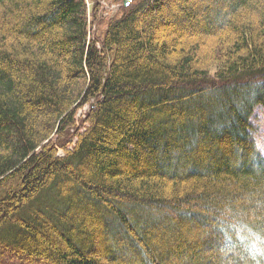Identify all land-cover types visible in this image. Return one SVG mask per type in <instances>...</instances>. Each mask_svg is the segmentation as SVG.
I'll list each match as a JSON object with an SVG mask.
<instances>
[{"label":"trees","instance_id":"trees-1","mask_svg":"<svg viewBox=\"0 0 264 264\" xmlns=\"http://www.w3.org/2000/svg\"><path fill=\"white\" fill-rule=\"evenodd\" d=\"M123 1L0 0V253L264 264V0Z\"/></svg>","mask_w":264,"mask_h":264},{"label":"rangeland","instance_id":"rangeland-1","mask_svg":"<svg viewBox=\"0 0 264 264\" xmlns=\"http://www.w3.org/2000/svg\"><path fill=\"white\" fill-rule=\"evenodd\" d=\"M127 1L129 2L130 0H127ZM102 3H103L102 15L104 17L107 16V15H115V14L119 13L121 4H119V3L118 4H116V3L115 4H107L104 1ZM89 5H90V3H89ZM181 11H179V9H177V11L174 10V12H176L177 14H181ZM164 12H166L165 8H164ZM164 12H163L164 21H167V20H172L173 21L172 17H170V16L166 17ZM88 18L91 21L90 15L88 16ZM97 27H98V25L96 24V21H92L90 23L91 32H93L94 30L96 32L97 31ZM169 31H172L171 26H170V28L164 29L162 35H164L165 37H168V39L170 40V38L172 37V34H170ZM194 33H196V32H194ZM214 70H215L214 68H211L210 73L213 74L212 72H214ZM86 110H87V105H85L84 107H82V108H80L78 110L77 116H79L80 118L81 117L83 118L84 117V112ZM253 122H254V124L256 126V137H255L256 141L260 145L261 149L264 151V109L257 107L254 110ZM59 154L62 155V151L59 152ZM233 226L234 225L230 224L229 229L232 228ZM251 235H253V234H251ZM0 264H20V262L17 261V260H10L8 255H4V254L0 253Z\"/></svg>","mask_w":264,"mask_h":264},{"label":"water","instance_id":"water-1","mask_svg":"<svg viewBox=\"0 0 264 264\" xmlns=\"http://www.w3.org/2000/svg\"><path fill=\"white\" fill-rule=\"evenodd\" d=\"M124 5H125V6L127 5V1H126V0L124 1Z\"/></svg>","mask_w":264,"mask_h":264},{"label":"bare ground","instance_id":"bare-ground-1","mask_svg":"<svg viewBox=\"0 0 264 264\" xmlns=\"http://www.w3.org/2000/svg\"><path fill=\"white\" fill-rule=\"evenodd\" d=\"M127 4H128V2H127Z\"/></svg>","mask_w":264,"mask_h":264}]
</instances>
